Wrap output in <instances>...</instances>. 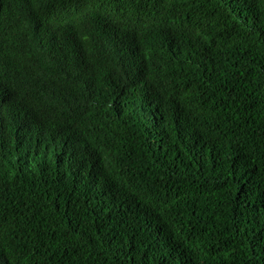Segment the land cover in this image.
I'll list each match as a JSON object with an SVG mask.
<instances>
[{
	"label": "trees",
	"instance_id": "1",
	"mask_svg": "<svg viewBox=\"0 0 264 264\" xmlns=\"http://www.w3.org/2000/svg\"><path fill=\"white\" fill-rule=\"evenodd\" d=\"M87 48L97 55L96 70H105L97 74L108 95L125 76L150 95L177 74L196 136L164 139L170 149L161 153L146 121L130 126L112 118L99 140L110 144L122 126L138 129L128 132L138 145L131 154L153 173L130 177L106 196L96 195L118 173L101 160L99 140L84 139L74 172L61 180L58 163L79 134L51 138L44 154L26 157L16 180L0 183V264H131L139 250L147 259L138 264H153L143 229L150 212L151 224H162V199L184 214L167 220L165 230L197 258L191 264H264V93L256 89L264 86V0H0L8 88L37 87L33 69L57 67L58 59L75 67L58 76V98L70 88L83 101L75 85L83 73L69 74L95 59ZM41 96L29 99L36 117L56 120V105H49L55 93ZM98 108L84 110V120ZM0 112L3 119L1 105ZM150 187L159 198L153 208L142 193Z\"/></svg>",
	"mask_w": 264,
	"mask_h": 264
},
{
	"label": "clouds",
	"instance_id": "2",
	"mask_svg": "<svg viewBox=\"0 0 264 264\" xmlns=\"http://www.w3.org/2000/svg\"><path fill=\"white\" fill-rule=\"evenodd\" d=\"M119 24L123 25L124 22L119 21ZM86 53L87 56H94L95 59L83 66H77L69 74L71 77L74 73H83L75 83L76 86L83 87V101L79 99L78 92L70 88L58 98V76L68 69L75 68L64 65L62 60L57 59V67L51 69L35 67L33 73L39 76L40 81L34 88L29 86L8 88L1 78V73L6 71V67H0V105L4 113V118L0 119L1 184H8L16 180L18 173L26 164V157L39 151L44 154L51 138L71 139L79 134L75 143L66 150L58 163L60 179H67L74 172L78 151L85 147L84 139L87 138L90 142L99 140L98 137L102 133L100 132L101 128L105 129L112 122V118L120 123H128L130 126H133L138 120L146 121L149 127V137L155 139L158 151L161 153L170 149L164 146V139L178 144L187 142L196 136L193 129L194 119L192 118L189 96L184 82L177 80V74H169L168 81L163 84V87L157 88L156 91L153 89L150 95L145 91L144 86L141 84L137 86L132 78L123 75L125 76V85L115 94L108 95L100 88L97 74L105 70L102 68L96 70L97 65L93 63L97 60L95 51L87 48ZM52 59L54 58H44L40 62L47 64ZM83 62L84 60L80 64ZM1 64L6 65L5 62ZM91 74H93L92 77ZM92 88L99 92V98L96 97ZM151 88L154 87L151 86ZM256 89L264 93V86L261 83ZM46 92H54L56 95L49 104L50 107L56 105L58 118L54 121H50L46 116L38 119L32 110L31 102H29V99L35 102L39 96L42 97L41 95ZM108 99H110V105L103 106L104 101ZM152 102L153 106L150 105ZM96 105L99 108L94 117L84 120L83 111H92ZM142 108L148 109L149 112L144 114L143 110L145 109ZM8 111L10 112L8 113ZM230 125H232L233 131L235 123L231 122ZM137 130L132 131L122 126L112 134L110 144H104L99 140V156L105 164L116 167L118 179L115 182L109 181V186L102 189L96 196H106L110 188L118 189L119 187L120 189L121 185L130 177L136 180L149 179L148 176L150 177L153 173L146 161L131 154L138 145L128 135V132L138 133ZM154 131L156 134H153ZM153 161L150 156V162L153 163ZM76 187H78L77 179ZM161 187L164 191L171 192L170 186L164 181H162ZM142 193L153 208V205L159 200L157 189L154 190V194L152 187L145 189ZM115 194L109 199H112ZM165 200L162 199L164 205L161 211L163 214L160 215L162 220L160 226H153L149 221L151 212L146 218L143 229L145 246L150 249V252L156 254L155 259L166 258L170 260V264H191L192 259L198 261L186 249L177 247L179 236L176 233L165 230L167 220L184 215L182 212L176 211L171 204L165 203ZM132 225L137 229L140 228L137 218ZM164 237H167L168 240L166 241ZM140 252L141 250L132 256L131 264H138L147 259ZM155 259L153 264H160Z\"/></svg>",
	"mask_w": 264,
	"mask_h": 264
},
{
	"label": "bare ground",
	"instance_id": "3",
	"mask_svg": "<svg viewBox=\"0 0 264 264\" xmlns=\"http://www.w3.org/2000/svg\"><path fill=\"white\" fill-rule=\"evenodd\" d=\"M150 105H154V103L152 102ZM161 108H163V107H161ZM142 109H145V108H142ZM145 110H148V109H145ZM148 112V111H147ZM157 114V113H156ZM0 115H1V112H0ZM161 124V123H160ZM162 128V127H161ZM162 131H163V129H162ZM153 134H156V132L154 131V133Z\"/></svg>",
	"mask_w": 264,
	"mask_h": 264
}]
</instances>
